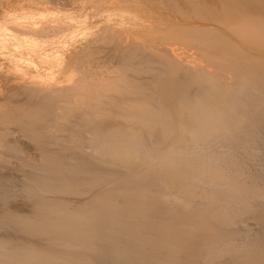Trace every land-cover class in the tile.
<instances>
[{
  "label": "bare ground",
  "instance_id": "1",
  "mask_svg": "<svg viewBox=\"0 0 264 264\" xmlns=\"http://www.w3.org/2000/svg\"><path fill=\"white\" fill-rule=\"evenodd\" d=\"M0 264H264V0H0Z\"/></svg>",
  "mask_w": 264,
  "mask_h": 264
},
{
  "label": "rangeland",
  "instance_id": "2",
  "mask_svg": "<svg viewBox=\"0 0 264 264\" xmlns=\"http://www.w3.org/2000/svg\"><path fill=\"white\" fill-rule=\"evenodd\" d=\"M11 201L14 202V203H12V204H14V205H13V207H11L10 204H8V208H9V209H10V208L14 209V208H16V206H17L18 210H20V211H22V212H24V213H27V208H28L29 206H27V205H22V201H20V200H17V201H16V200H15V201H14V200H11ZM18 201H19V204H18ZM15 202H17V203H15ZM20 202H21V205H20ZM9 203H11V202H9ZM23 203H24V202H23ZM12 204H11V205H12ZM24 204H25V203H24ZM9 206H10V207H9ZM18 206H19V207H18ZM20 206H21V207H20ZM24 207H25V211H26V212L23 211V210H24V209H23ZM26 207H27V208H26ZM21 209H22V210H21ZM14 210H15V211H18L17 209H14ZM28 210H29V209H28ZM238 240H239V238H238ZM238 240H236V242H238Z\"/></svg>",
  "mask_w": 264,
  "mask_h": 264
}]
</instances>
